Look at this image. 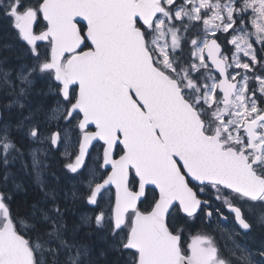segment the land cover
Masks as SVG:
<instances>
[{
	"label": "snow or ice",
	"instance_id": "snow-or-ice-1",
	"mask_svg": "<svg viewBox=\"0 0 264 264\" xmlns=\"http://www.w3.org/2000/svg\"><path fill=\"white\" fill-rule=\"evenodd\" d=\"M0 264H264V0H0Z\"/></svg>",
	"mask_w": 264,
	"mask_h": 264
},
{
	"label": "flooded vegetation",
	"instance_id": "flooded-vegetation-1",
	"mask_svg": "<svg viewBox=\"0 0 264 264\" xmlns=\"http://www.w3.org/2000/svg\"><path fill=\"white\" fill-rule=\"evenodd\" d=\"M224 227H226V228H227V227H230V225H228V224H225V225H224ZM241 243H244V241H241ZM248 243H249L250 247H253V248H254V247L256 246V245H255V244H253L251 241H249Z\"/></svg>",
	"mask_w": 264,
	"mask_h": 264
}]
</instances>
